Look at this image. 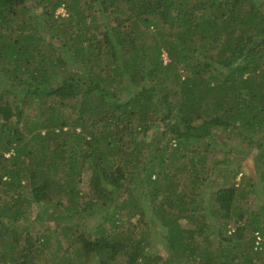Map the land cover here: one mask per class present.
<instances>
[{
    "label": "trees",
    "instance_id": "16d2710c",
    "mask_svg": "<svg viewBox=\"0 0 264 264\" xmlns=\"http://www.w3.org/2000/svg\"><path fill=\"white\" fill-rule=\"evenodd\" d=\"M47 258L264 264V0H0V264Z\"/></svg>",
    "mask_w": 264,
    "mask_h": 264
},
{
    "label": "rangeland",
    "instance_id": "374dc122",
    "mask_svg": "<svg viewBox=\"0 0 264 264\" xmlns=\"http://www.w3.org/2000/svg\"><path fill=\"white\" fill-rule=\"evenodd\" d=\"M63 8L62 7H59L58 9H57V13L58 12H60V13H63L64 12V9L62 10ZM224 139H225V136L224 135H219V137H218V140L219 141H224ZM228 143H230V145H232V147H234V148H231V154H232V159H234L235 157H237V158H239V156H241V154H239L238 153V150H240L241 148H243V149H246L245 148V145H241L240 144V146H239V144H236L233 140H229L228 141ZM219 150V149H218ZM208 153H210L211 155H213V154H217V150H211V151H209ZM219 154V153H218ZM249 156H246L242 161H241V164H242V166L241 167H239V170H240V172L243 174V178L246 180V178H249V176L250 175H252L251 177H252V179H254V177L255 178H257V177H261L260 176V173H261V171H259L258 172V170L257 171H255V170H252L253 168H254V160H253V156H252V154H248ZM233 165L234 166H237L238 165V163L236 162V161H234L233 162ZM238 167V166H237ZM255 169V168H254ZM253 172H255V173H253ZM257 172V173H256ZM251 173V174H250ZM257 175V176H256ZM241 177V174H239L238 175V177L237 178H240ZM183 180H184V176H182V177H180L179 176V178H178V181H179V184H182V186H183ZM221 180V178H220V176H214V177H212V178H210V182L214 185V184H216L217 182H219ZM182 186L180 187L182 190H183V188H182ZM213 186H208L207 185V190H210L211 188H212ZM83 189H86V187H83ZM203 189H205V186H203ZM189 191H192V192H194L195 190H192V186H191V183H190V187H189V189H188ZM188 194H189V192H187ZM178 196V195H177ZM32 211H33V209H32ZM47 221V220H46ZM18 224H21L22 226H27V225H29L30 227L32 226L33 227V225L35 224V222L34 221H32L29 217L28 218H26V219H23V222L22 223H18ZM53 224H54V222H53V220L52 219H50V220H48L46 223L43 221V224H41V223H36V225H35V229H37V232L36 231H32V233L33 234H37L38 232L39 233H41L42 231L44 232V233H46L47 231H46V227H50V229H53ZM25 228V227H24ZM34 228V227H33ZM25 229H27V228H25ZM28 230V229H27ZM26 230V231H27ZM27 232H29V231H27ZM162 243V241H160V240H157L156 242H154V246L151 248V250H152V252H160V253H163L164 251H163V247L161 246V243ZM43 264H52V262H51V260L49 259V258H47L46 260H43ZM88 264H92V262L91 263H88Z\"/></svg>",
    "mask_w": 264,
    "mask_h": 264
},
{
    "label": "clouds",
    "instance_id": "9594fccd",
    "mask_svg": "<svg viewBox=\"0 0 264 264\" xmlns=\"http://www.w3.org/2000/svg\"><path fill=\"white\" fill-rule=\"evenodd\" d=\"M63 10V9H62Z\"/></svg>",
    "mask_w": 264,
    "mask_h": 264
}]
</instances>
